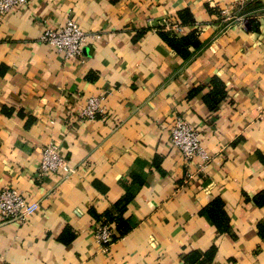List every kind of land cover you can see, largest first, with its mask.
I'll list each match as a JSON object with an SVG mask.
<instances>
[{"label": "crops", "instance_id": "obj_1", "mask_svg": "<svg viewBox=\"0 0 264 264\" xmlns=\"http://www.w3.org/2000/svg\"><path fill=\"white\" fill-rule=\"evenodd\" d=\"M186 8L194 22L179 33L196 29L201 41L188 57L156 29ZM67 18L101 34L81 57L40 41ZM214 77L227 96L211 110ZM101 93L106 112L79 120ZM177 117L201 132L206 162L174 145ZM51 140L71 177H38ZM2 186L34 210L24 223L0 216V264H187L193 250L212 251L205 264H264L254 198L264 190V0H29L11 10L0 22ZM127 193L130 228L103 248L96 216L118 217ZM216 198L230 218L222 234L200 213Z\"/></svg>", "mask_w": 264, "mask_h": 264}, {"label": "built area", "instance_id": "obj_2", "mask_svg": "<svg viewBox=\"0 0 264 264\" xmlns=\"http://www.w3.org/2000/svg\"><path fill=\"white\" fill-rule=\"evenodd\" d=\"M29 0H0V22L7 13L18 6L28 5ZM163 24L168 29L176 32L182 26L169 19H163ZM98 32L85 31L76 21L67 18L59 28H47L40 36V41L54 47L66 57H81L84 47L89 40L99 39ZM106 94L90 96L79 114V120H94L103 115L107 108L104 104ZM171 139L183 153L186 161L191 162L196 157H201L203 162L209 159L208 153L201 144V132L182 117H177L171 128ZM60 145L49 141L43 148L42 158L38 167V177L48 173L61 172L64 178H69L75 172L60 152ZM34 207L28 202L26 195L15 187H0V216L9 221L26 222L33 213ZM114 228L109 223L97 222L93 227V235L97 244L106 248L113 240Z\"/></svg>", "mask_w": 264, "mask_h": 264}, {"label": "trees", "instance_id": "obj_3", "mask_svg": "<svg viewBox=\"0 0 264 264\" xmlns=\"http://www.w3.org/2000/svg\"><path fill=\"white\" fill-rule=\"evenodd\" d=\"M178 18L176 21L171 20L172 22H177L182 27L190 25L194 22V17L190 9L186 8L178 12ZM160 36L167 42L169 46L175 49L179 54L184 57H188L191 54L189 50L190 46L198 48L201 45L199 39L198 31L196 29L192 30L188 34H180L174 29H168L163 24H160L156 27ZM213 87L209 92H207L203 98L208 107L212 110L216 109L219 103L227 96L226 85L218 77L212 79ZM200 89L197 88L196 92ZM132 198V195L127 193L124 198L117 201L115 206L119 210V216H112L111 212H105L104 218H100V215H97L96 218L99 219V222L111 224L113 221L116 223V231L113 236V240L123 236L130 228L129 225H126V220L123 217L124 212ZM258 205L264 204V190H262L256 197H254ZM95 214V212L93 211ZM200 213L207 217L209 222L215 226L220 234L228 232L230 230V218L228 213L225 210V203L221 198H216L212 200L209 204L205 205ZM116 220V221H115ZM112 225V224H111ZM260 231L264 232V226H260ZM112 240V241H113ZM212 259V251L207 253H201L197 250L190 251L183 255V261L187 264H196L202 263L205 264L206 261Z\"/></svg>", "mask_w": 264, "mask_h": 264}]
</instances>
